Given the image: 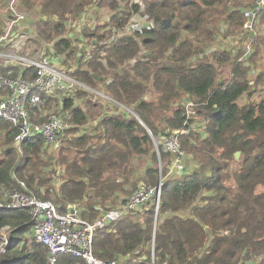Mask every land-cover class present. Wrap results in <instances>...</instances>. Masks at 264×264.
Here are the masks:
<instances>
[{
    "label": "trees",
    "instance_id": "trees-1",
    "mask_svg": "<svg viewBox=\"0 0 264 264\" xmlns=\"http://www.w3.org/2000/svg\"><path fill=\"white\" fill-rule=\"evenodd\" d=\"M255 2L16 0L19 14L37 15L30 26L33 38L26 39L28 33L13 27L17 38L6 48L37 60L32 53L45 55L47 48L41 46L49 44L62 64L74 55L70 21L91 7L114 13L106 25L95 26L92 51L70 72L92 91L103 88L112 102L82 89L63 102L44 97L43 111L64 113L67 125L51 153L40 137L16 147L19 127L0 120V201L19 190L22 181L27 192L52 202L59 213L79 205L80 216L92 221L140 184L157 186L158 157L151 137L160 140L176 133L181 150L196 164L194 170L165 177L157 218L153 206L146 205L141 214L127 215L110 230L97 231L94 257L119 264H264V71L251 75L249 69L254 56L249 48L257 39L255 27L264 30V15L259 14L247 35V48L233 56L214 49L218 38L243 30V12ZM134 16L149 25L128 34ZM3 27L0 17V33ZM100 31L104 34L97 35ZM89 32L82 30L86 37ZM223 66L230 68L229 76L219 81ZM0 75L31 81L36 71L0 60ZM6 93L0 90V100ZM148 95L151 99H146ZM243 96L245 102L240 103ZM184 97L203 110L193 112L204 119V136L190 129L192 121L181 107L171 109L160 122L158 112L170 110ZM43 111L29 109L31 121L45 122L48 116ZM90 124L94 131L101 130L96 140L86 130ZM2 248L0 264L48 260L47 249L32 238L30 216L24 209H0ZM58 264L85 263L61 254Z\"/></svg>",
    "mask_w": 264,
    "mask_h": 264
},
{
    "label": "built area",
    "instance_id": "built-area-1",
    "mask_svg": "<svg viewBox=\"0 0 264 264\" xmlns=\"http://www.w3.org/2000/svg\"><path fill=\"white\" fill-rule=\"evenodd\" d=\"M259 14L264 15V0H256L254 7L245 11L246 21L240 39L246 40L248 38L246 36L252 33ZM0 17L3 18L4 23L3 32L0 33V60L6 65L19 66L22 70L34 68L36 71V76L31 81L21 76L12 78L0 75V90L7 92L0 100V120L19 127V134L14 138L16 147L25 140L40 137L52 152L60 143L62 133L67 128L64 123L65 114L56 113L49 116L43 123H34L30 119L28 110L42 109L46 96L61 99L63 102L64 99L74 97V90L89 91V88L75 81L70 76L72 69L63 66V59L55 57L56 55L51 51L34 60L19 55L14 49L6 48L11 40L17 38V32L13 33L12 28H23L24 23L27 25L31 22L25 15L16 11V0H0ZM96 98L112 102L102 94ZM191 113L194 114L193 110ZM176 135V133H167L155 145L154 151L159 164L157 186L149 187L140 184L124 203L102 211L92 221L80 216L79 205L69 207L64 214L59 213L58 207L52 202L38 199L27 192L22 181L18 183L19 190L7 195L5 202L0 201V209L28 211L33 239L48 251L46 264H58V256L61 254H69L83 260L85 264H119L115 261H100L94 257V235L97 231L110 230L114 223L127 215L141 214L146 205L153 206L154 216L157 218L165 177L182 176L188 172L186 156L181 150ZM160 153L168 155V166H165L168 173L164 177ZM4 231L6 233L3 241L7 243V228ZM3 251L2 248L1 252Z\"/></svg>",
    "mask_w": 264,
    "mask_h": 264
},
{
    "label": "rangeland",
    "instance_id": "rangeland-1",
    "mask_svg": "<svg viewBox=\"0 0 264 264\" xmlns=\"http://www.w3.org/2000/svg\"><path fill=\"white\" fill-rule=\"evenodd\" d=\"M132 1H138V0H132ZM256 1V0H255ZM249 9V8H247ZM92 10V18L93 20H89V19H85V21L82 20V22L80 23V25H78V18L77 19H73L72 21H70V28H69V33L71 34V38L73 40V51H74V55L72 57L71 60H67L65 61L64 64H62L63 66H66L67 68L70 67L73 70V66L75 65V63H78L84 56H88L90 54V52L92 51V44L95 43L96 39L94 37V33H96V29L95 26L96 25H101L104 26L109 22V18L111 15H113L114 13L107 10V8H103V9H97L95 7L91 8ZM246 11V9H245ZM245 11L243 12V14L245 13ZM21 14L25 15L29 21H33V19L37 18V15H27L23 12H20ZM245 17V15H244ZM263 23V20H262ZM23 28H18V32L22 31V33H28L26 34V39L27 38H33V34L32 33V29H31V22L28 23V25H26L25 23L23 24ZM141 25H149V22L145 21L144 19L134 16V18L131 20L128 28H127V33L130 34L133 30H135L136 28L138 29ZM264 26V24H262ZM25 27H28L25 29ZM83 28L86 29V33H88V30H90L89 32V36H84V34L82 33ZM30 30L29 32H26L28 30ZM260 25H257L255 27V33H257V39H255V41L253 43H251V47L249 48L250 55L254 54L252 61L249 63V69L251 70V75L254 74V72H261L264 71V30L260 31ZM17 32V31H15ZM241 30L239 32H237L235 35L230 36L228 38L225 39H217L218 41L216 42V44L214 45V49L217 51H230V53L233 55L236 54V50H243L245 47L247 48L248 42L247 40H244L241 42L240 39V35H241ZM82 33V34H81ZM18 34V33H17ZM104 31H100L97 33V35H103ZM248 36H246L247 38ZM107 42V40H106ZM49 44H42L41 47L43 48H50L51 46H48ZM21 47L18 48V50H20ZM27 52L29 53L30 50H27ZM34 54V56L31 57H35V58H39L41 55H43L40 52L37 53H32ZM8 65V64H7ZM229 71L230 68L228 66H223L222 68L219 69V81H223L224 79H226L229 76ZM261 86H259L258 89H260ZM90 93H93L94 95H96L97 97H99V94H103V88H99L98 91H92L91 89H89ZM186 97H184L183 100L181 101H177L176 104L174 106H172V108H170V110L166 111V112H158L159 113V119L160 122L163 118V116H169L171 114V109L176 108V107H181L183 108L185 111H187V115L189 120L192 121V123L190 124V129L194 130L196 133L201 134L202 136H204V129H205V122L203 118L197 117L195 115V113H191V111H203L201 110L200 107H195V103L191 100L185 99ZM256 98V97H255ZM146 99H151V96L148 95ZM246 97H242L239 102L240 103H244L245 102ZM80 101H77L75 105L80 106ZM123 108V107H122ZM125 109V108H123ZM44 109L42 108L41 111H43ZM57 112L55 110H51V111H43L41 114L43 116H51L53 114H56ZM165 128V124L161 123L160 124V129H164ZM167 129V128H166ZM87 132H92V137H94L93 139L96 140V137L99 135V133L101 132L98 131H94L93 130V126L90 124L89 126L86 127ZM68 138H71L68 137ZM67 138V139H68ZM152 138V142H153V150H155V145L158 143L159 139L158 137H151ZM62 140V138H61ZM50 153L51 151L48 150ZM239 155L235 156L236 159H239ZM160 160H161V164L163 165V173L166 175L168 173V170L165 169V166H168V156H164L162 157V155H160ZM186 162H187V173H190L194 170V166H196L195 162L191 160L190 157L186 156ZM155 167L158 168L159 164H158V160L157 163L155 164ZM190 168V169H189ZM196 170V169H195ZM54 183L57 185L59 184V179L55 177L54 179ZM55 186V185H54ZM126 198H122V199H118V201H116V203L114 205H109L110 208L113 207H118L120 206V204L122 203L121 201H123ZM107 205V204H106ZM108 208V209H110ZM107 209V208H106ZM104 211V210H103ZM6 231L3 232V236L5 235ZM33 238V236H32ZM6 241H7V236H6ZM6 243H4L3 241V247ZM1 252V251H0ZM4 253L1 252L0 254ZM244 264H257V261L253 262H246Z\"/></svg>",
    "mask_w": 264,
    "mask_h": 264
},
{
    "label": "crops",
    "instance_id": "crops-1",
    "mask_svg": "<svg viewBox=\"0 0 264 264\" xmlns=\"http://www.w3.org/2000/svg\"><path fill=\"white\" fill-rule=\"evenodd\" d=\"M92 8V7H91ZM91 8H88L84 13H82L80 16H79V18L77 19L78 20V22L77 23H79L78 25H80V23L82 22V20L83 21H85V19L87 20V19H89V20H93L94 21V19L92 18V10H91ZM96 8V7H95ZM98 9V8H97ZM28 25V24H27ZM26 28H28V27H25V29ZM28 30V29H27ZM30 30H28V31H26V32H29ZM242 41H244L243 39H241ZM51 48V47H50ZM50 48H48V50H47V52H53ZM54 53V52H53ZM190 169V168H189ZM187 174V173H186Z\"/></svg>",
    "mask_w": 264,
    "mask_h": 264
},
{
    "label": "water",
    "instance_id": "water-1",
    "mask_svg": "<svg viewBox=\"0 0 264 264\" xmlns=\"http://www.w3.org/2000/svg\"><path fill=\"white\" fill-rule=\"evenodd\" d=\"M94 92V91H93ZM238 155V153H236V156Z\"/></svg>",
    "mask_w": 264,
    "mask_h": 264
}]
</instances>
